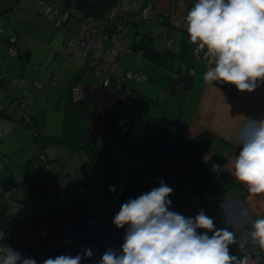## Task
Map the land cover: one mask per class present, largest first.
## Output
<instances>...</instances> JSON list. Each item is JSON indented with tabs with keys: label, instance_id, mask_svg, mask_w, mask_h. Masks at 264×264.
Instances as JSON below:
<instances>
[{
	"label": "crops",
	"instance_id": "0c3cea01",
	"mask_svg": "<svg viewBox=\"0 0 264 264\" xmlns=\"http://www.w3.org/2000/svg\"><path fill=\"white\" fill-rule=\"evenodd\" d=\"M41 3L47 4L44 0H0V186L9 190L7 196L0 195L4 240L47 257L84 256L86 249L93 251L97 235L86 234V216L92 213L106 221L103 213H111L105 207L116 201L117 192L145 163L159 136L158 118L166 116L187 140L203 133L211 136L203 158L215 171L207 189L213 195L210 203L189 206V189L170 185L168 210L186 218L203 210L217 228L235 233L238 243L230 245L232 255L247 257L248 264H264V250L246 243L252 222L264 218V194H251L233 174L234 159L241 150L236 140L240 127L248 118L264 120V83L252 92H241L228 83L204 81V74L214 65L191 56L187 24L180 20L195 0H148L145 19L130 22L136 27L130 44L135 53H128L122 64L146 79L126 82L136 103L128 132L135 143L125 144L126 160L119 171L115 147L123 141L118 126L123 111L120 93L102 87L85 61L61 58L66 36L74 30L54 31ZM148 19L150 25L145 28ZM10 37L16 39L14 56L7 51ZM140 47L150 48L165 60L147 58ZM188 68L195 74L184 88L175 79ZM52 70H57L56 86H51L48 75ZM74 85L84 94L77 102L71 99ZM25 92L31 93L29 99ZM24 112L28 124L22 121ZM89 135L95 145L89 143ZM92 146H97L100 161ZM212 155L224 157L223 163H212ZM78 185L82 192L76 190ZM92 190H99L98 199L90 196ZM106 224L114 228L112 219Z\"/></svg>",
	"mask_w": 264,
	"mask_h": 264
},
{
	"label": "clouds",
	"instance_id": "9594fccd",
	"mask_svg": "<svg viewBox=\"0 0 264 264\" xmlns=\"http://www.w3.org/2000/svg\"><path fill=\"white\" fill-rule=\"evenodd\" d=\"M186 22L190 42L214 65L204 74L206 83H228L241 92H252L264 83V0H195ZM236 140L241 150L234 159L235 179L251 194H264V120L248 118ZM172 192L161 181L159 187L123 203L113 219L117 228L127 225L121 250L107 249L99 264H248L247 257L230 253V245L238 243L235 233L217 228L203 210L194 218L169 211ZM247 236L246 243L264 250V218L252 222ZM92 254L86 249L84 256L59 255L43 264H80ZM0 264H36V260L22 258L18 250L5 246L0 247Z\"/></svg>",
	"mask_w": 264,
	"mask_h": 264
},
{
	"label": "built area",
	"instance_id": "2783aa9c",
	"mask_svg": "<svg viewBox=\"0 0 264 264\" xmlns=\"http://www.w3.org/2000/svg\"><path fill=\"white\" fill-rule=\"evenodd\" d=\"M41 3L40 5H44ZM150 6H148L142 13L141 19H145L147 16V11ZM74 8H63L57 4L47 3L45 4L43 13L44 16L50 19L52 25L61 29L72 13H75ZM112 9L103 16H86L78 20L77 25L74 29L72 35L66 36L63 45V55L64 57L73 56L85 61L92 71V73L99 79L102 87H113L118 90L121 96V107L123 111L120 113L118 118V126L121 135L123 136V141L115 147L118 154L119 160L122 162L126 160L124 154L125 144L134 143V140L127 134L129 132L133 115L132 109L135 108V100L132 98L128 88L126 87L127 81L142 82L146 77L140 73L133 71L132 69L126 68L122 64V58L124 54L130 51V47L127 46L125 39V22L123 16L115 14L112 16ZM112 16V18H111ZM186 16L183 15L180 20L187 24ZM1 32V28H0ZM15 37L9 38V47L7 51L11 55H17L15 44ZM192 55L194 59L205 58L204 50L199 49L196 45L192 46ZM51 86H56L57 70L49 71L48 73ZM37 87L40 88L41 85L36 83ZM31 93L25 92V97L30 96ZM84 97L83 91L80 86L74 85L71 87V99L74 102L82 100ZM30 102V100H29ZM0 103V111H1ZM22 121L28 124L29 117L24 112L22 116ZM33 135L36 133L33 130H29ZM40 160H43V156H39ZM102 173V171H100ZM103 178L100 179L99 184H101ZM173 185L175 187L180 186L179 180L172 178L168 186ZM78 192H82L83 188L78 185L76 187ZM9 190L3 186H0V195L7 196ZM100 195L99 190H92L90 196L94 199H98ZM200 199H195L192 197L189 206H192L196 202L210 203L213 199L212 194H203L199 196ZM111 215L115 216L120 208L117 205H108L105 207ZM85 231L87 235H97V239L94 243V249L92 251V256L81 260L80 264H99V261L107 249H115L116 243L119 240L124 239L123 228H112L107 225L102 216H95L89 213L85 218ZM0 234L3 232L0 230ZM10 246L11 248L18 250L21 253L22 258H33L36 260V264H43V261L48 258L42 254L36 253L24 246L14 245L8 243L4 240H0V247Z\"/></svg>",
	"mask_w": 264,
	"mask_h": 264
},
{
	"label": "trees",
	"instance_id": "16d2710c",
	"mask_svg": "<svg viewBox=\"0 0 264 264\" xmlns=\"http://www.w3.org/2000/svg\"><path fill=\"white\" fill-rule=\"evenodd\" d=\"M63 4L66 7H74L76 12L82 14L81 18L86 16L100 17L114 8L116 0H64ZM140 48L143 50V55L151 60L161 63L165 60L150 48ZM191 56L193 57V55ZM190 70L188 68L184 76L175 79L179 86L189 87L193 78V75L189 74ZM158 123L160 126L159 136L157 142L151 147L145 163L134 172L127 185L117 192L116 201H112L108 205H117L120 208L129 199H135L139 195L159 187L161 181L168 185L172 178L179 180L180 189L187 187L191 197L210 194L207 189L214 178L215 171L207 160L204 161L203 157L208 150L211 136L203 133L187 140L184 134L175 128L172 119L160 116ZM89 138V143L92 145L95 139L91 135ZM92 149L95 150L96 157L100 161L97 146H92ZM210 160L214 164L221 165L224 157L212 155ZM113 227L117 228L114 225ZM199 231L205 230L199 229ZM123 242L124 239L116 243L114 250L117 253L120 252Z\"/></svg>",
	"mask_w": 264,
	"mask_h": 264
},
{
	"label": "rangeland",
	"instance_id": "374dc122",
	"mask_svg": "<svg viewBox=\"0 0 264 264\" xmlns=\"http://www.w3.org/2000/svg\"><path fill=\"white\" fill-rule=\"evenodd\" d=\"M44 1H46V3H49V2H53V4H55V3H57L58 1H59V6H62V5H64L63 4V0H44ZM68 8H71V7H67V9ZM72 8H74V7H72ZM75 9V8H74ZM63 10V9H62ZM81 16H82V14L80 13V12H76L75 11V13H72L71 14V16L68 18V20L66 21V23H65V25L62 27L63 29L62 30H57L56 28H54L52 25H51V27H52V29L54 30V31H57V32H62V34H65V32H68L69 30L72 32V30H74L75 29V27H76V25H77V22H78V20L81 18ZM46 17V16H45ZM47 18V17H46ZM124 18V22H125V30H124V32H125V39H126V43H127V46L128 47H130V44H131V42H132V38H134V34H135V30H136V27H133V26H131V24H130V22H132L133 20H131L130 18H128V17H126V16H124L123 17ZM150 25V23H149V19L148 20H145V23H144V27L145 28H147L148 26ZM69 29V30H68ZM138 31V30H137ZM1 33V32H0ZM128 53H135V51H128V52H126L125 54H124V56H123V59H122V62H124L125 60H126V56L128 55ZM61 58L62 59H64V55H63V48H62V53H61ZM66 59H70V60H74V59H76L75 57H73V56H69V57H65ZM78 60H79V58H77ZM81 61V60H80ZM124 65V64H123ZM148 81H149V77H147V83H148ZM163 81V80H162ZM164 82V81H163ZM0 103H1V98H0ZM145 105L146 106H148V105H150L149 104V102H145ZM134 144V143H133ZM138 144V146H140V147H143V143H137ZM128 153V152H127ZM205 161V160H204ZM116 163V161H114L112 164V166L110 167L111 168V174H113L114 173V164ZM117 163L119 164L118 165V171L121 169V165L124 163V162H122L121 160H119V158H118V156H117ZM117 174V173H116ZM118 174L120 175V173L118 172ZM192 198V197H191ZM107 210V209H106ZM105 210V211H106ZM109 212V211H108ZM104 214V218H105V222L106 223H108V221H109V219L111 220H113L114 219V217L115 216H113V217H111V214L108 216V215H105V213H103Z\"/></svg>",
	"mask_w": 264,
	"mask_h": 264
},
{
	"label": "water",
	"instance_id": "95a60500",
	"mask_svg": "<svg viewBox=\"0 0 264 264\" xmlns=\"http://www.w3.org/2000/svg\"><path fill=\"white\" fill-rule=\"evenodd\" d=\"M148 6V0H117V7L112 10V16L119 14L133 20H139Z\"/></svg>",
	"mask_w": 264,
	"mask_h": 264
}]
</instances>
